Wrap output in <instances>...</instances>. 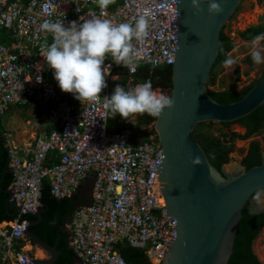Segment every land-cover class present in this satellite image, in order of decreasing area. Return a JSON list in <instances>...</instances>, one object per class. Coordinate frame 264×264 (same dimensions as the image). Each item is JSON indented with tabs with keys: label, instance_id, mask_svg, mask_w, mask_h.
<instances>
[{
	"label": "built area",
	"instance_id": "obj_1",
	"mask_svg": "<svg viewBox=\"0 0 264 264\" xmlns=\"http://www.w3.org/2000/svg\"><path fill=\"white\" fill-rule=\"evenodd\" d=\"M175 0H122L107 8L114 24H135L144 17L147 36L133 41L139 59L130 67L111 64L106 88L99 103L80 104L72 94L62 93L40 49L52 43L51 34L41 31L45 20L82 23L94 16L105 18L96 0H31L26 4L0 0V120L12 109L39 107L48 111L47 129L34 142L18 147L13 134L4 129L12 184L9 205L20 208L18 219L0 231L3 248L14 249L29 224L23 216L41 208L44 182L59 201L75 198L90 176H95L91 207L72 213L67 225L69 246L76 264H127L118 250L121 244L143 251L152 264H161L176 237L175 221L166 218L161 196L162 147L156 135L141 140L130 129L110 131V112L103 99L110 96V82L117 68L133 76L141 65L170 67L176 54ZM125 120L119 119L122 125ZM53 158L57 162L50 166ZM18 264H32L29 255L18 253Z\"/></svg>",
	"mask_w": 264,
	"mask_h": 264
},
{
	"label": "water",
	"instance_id": "obj_2",
	"mask_svg": "<svg viewBox=\"0 0 264 264\" xmlns=\"http://www.w3.org/2000/svg\"><path fill=\"white\" fill-rule=\"evenodd\" d=\"M243 1L216 0L223 13L213 17L207 13V3L200 6L199 14H194L189 0H175L176 54L171 66L170 95L174 103L157 118L154 127L163 155L157 171L163 212L167 219L175 221L176 229V237L161 264H229L242 212L246 209L251 216L264 214V162L248 170L231 161L220 171L207 157L194 133L200 125L224 128L229 124L244 134L245 128L236 123L264 109V76L238 103L222 105L210 95L209 81L220 56L222 32ZM227 130L234 132L232 128ZM246 146L249 147V143ZM196 157L199 163L194 164ZM8 172L11 173V169ZM94 183L92 175L80 188L77 200L71 199L73 211L92 206L90 197ZM5 192L10 195L9 191ZM20 210L16 208L11 216H16ZM34 216L37 220L29 222L25 237L48 252L51 258L33 259L32 264H56L57 246H51L33 230L41 223V211ZM70 218L69 214L60 229L69 235L68 243ZM263 236L264 227L252 242V253L260 264H264L259 250Z\"/></svg>",
	"mask_w": 264,
	"mask_h": 264
},
{
	"label": "clouds",
	"instance_id": "obj_3",
	"mask_svg": "<svg viewBox=\"0 0 264 264\" xmlns=\"http://www.w3.org/2000/svg\"><path fill=\"white\" fill-rule=\"evenodd\" d=\"M96 2L105 18L94 16L82 23L70 22L67 27L63 20H45L40 25L41 31L51 34L53 38L50 45L45 43L40 49L43 60L52 70L60 91L72 94L80 104L101 101L100 94L107 86L106 77L111 68V64L104 66L105 60L110 56L118 66H132L139 59L133 41L142 40L148 34V22L144 17L136 19L134 25L114 24L106 18V10L115 0ZM205 3L209 16L215 17L223 13L221 4L216 0H189L194 14H199L200 6ZM262 42L264 34L255 36L250 42L251 59L256 65L264 64ZM234 63L230 57L223 61L226 67ZM173 103L172 97L154 90L151 81L139 83L128 90L117 85L111 95L103 99V106L112 118L119 116L127 121L145 114L159 118L165 110L173 107ZM193 163H199V157Z\"/></svg>",
	"mask_w": 264,
	"mask_h": 264
},
{
	"label": "trees",
	"instance_id": "obj_4",
	"mask_svg": "<svg viewBox=\"0 0 264 264\" xmlns=\"http://www.w3.org/2000/svg\"><path fill=\"white\" fill-rule=\"evenodd\" d=\"M226 28L227 27H225L221 35L222 47L220 56L218 57L213 69L214 76L209 81V87L213 86L214 81L217 78L219 68L224 66L223 61L226 58H229V53L236 46L234 40L231 39L226 33ZM260 34H264V24L251 26L245 31L239 32V36L245 42H250L255 36ZM114 75L119 76V80L110 82L111 93L117 85H120L121 87L125 88V90H128V83L130 82L131 76L128 74L127 69L117 68ZM133 78L134 80L131 88H134L139 83L151 81L154 90H168L171 93L170 67L153 68L151 66L141 65ZM258 82H253L249 87H246L241 91H238V88L234 86L229 89L220 88V90H223L221 93L211 91L210 95L214 100L222 105L235 104L242 101ZM137 117L138 127L131 125L125 127L130 128L136 137L139 136L141 140L144 141L149 140L151 136L156 135L154 128H152L150 131L143 130L142 128L153 126L156 123L157 118L150 117L146 114L138 115ZM2 124L3 123L0 120V222L5 219L14 221L16 218V216H10L13 208L9 211L6 210L9 202V195L6 194L5 191L9 190L12 184L13 176L12 174L7 173L9 159L8 152L5 147L3 137L4 127ZM110 124L112 123H109V130L112 131ZM236 124L247 128L248 133L246 135H240L236 132L229 134L227 131H225V129H220L214 124H204L197 126L194 132L197 135L196 139L202 146L205 154L207 157H209L212 164L220 171L222 170L223 166L228 164L230 161V153L233 151V142L235 139L239 138L246 140L253 133L260 132L264 129V109L256 111L250 117L241 120ZM229 126V124L225 125V128H229ZM115 129L121 130L118 128ZM214 130L220 131L223 134L217 136L215 135ZM257 151H259V147L257 144H255L252 148V155H257ZM56 162V158H53L49 165L52 166ZM246 165L247 169L249 170L251 165ZM74 200H77V197H75ZM41 202L43 205V208L40 209L42 214V222L40 225H38V234L49 244L55 243L59 237L62 236L58 246L59 252L61 254L57 264H71L75 260L74 251L69 249L68 244L63 240L66 238L65 234L60 235L58 230L59 227H61V222L63 219H65L69 214L73 213L72 200L59 201L53 198L51 196L50 184L48 181H45ZM242 216L243 217L237 230L234 253L229 261V264H260L252 253V242L264 227V214L251 216L245 209L242 212ZM55 218H57V220H55ZM22 219L34 220L36 218L34 215H28L24 216ZM118 250L127 264H152L148 256L143 251L134 249L128 244L119 245Z\"/></svg>",
	"mask_w": 264,
	"mask_h": 264
},
{
	"label": "rangeland",
	"instance_id": "obj_5",
	"mask_svg": "<svg viewBox=\"0 0 264 264\" xmlns=\"http://www.w3.org/2000/svg\"><path fill=\"white\" fill-rule=\"evenodd\" d=\"M264 24V0H244L239 6L238 12H236L231 18L227 26V34L233 36L235 48L229 53V57L235 61L231 66H221L218 71L217 78L214 81L210 90H218L220 88L229 89L236 86L238 91L249 87L253 82H258L263 78L264 75V64L256 65L251 59V41L245 42L239 36V32L245 31L251 26H257ZM264 44V42H262ZM117 78H115L116 80ZM157 92H163L165 95H171L168 90H157ZM130 122L137 123V116ZM36 119L34 117V111L30 108L25 109H14L3 121L2 126L13 134L14 142L18 147L28 143L33 139L35 134H31L29 131L35 127ZM32 126V127H31ZM137 126V125H136ZM155 127V124L151 127H143V130L150 131ZM234 132L240 133V130L235 129L231 126ZM215 135L220 136V131L214 130ZM30 134V135H29ZM264 135V130L261 132ZM250 140H237L234 151L232 152L233 162H238L242 157L239 153L243 149L246 150V144ZM264 147V139L262 141ZM259 250L261 255L264 257V236L259 243ZM41 256L40 253L36 254Z\"/></svg>",
	"mask_w": 264,
	"mask_h": 264
},
{
	"label": "crops",
	"instance_id": "obj_6",
	"mask_svg": "<svg viewBox=\"0 0 264 264\" xmlns=\"http://www.w3.org/2000/svg\"><path fill=\"white\" fill-rule=\"evenodd\" d=\"M12 1H17V2H21V3H23V4H26V3H28L29 1H31V0H12ZM122 3V0H115V2L113 3V4H111V5H109V7H108V9H114V8H116L118 5H120ZM116 80H119V76H116ZM115 79L114 80H112V81H116ZM110 94H111V87H110ZM30 108V110H33L34 111V117H35V119H36V125H35V127H33V129H32V131L30 130L29 132L31 133V134H35V136H34V138L32 139H30V140H32V141H30V142H28V143H25V144H23V145H21V146H24V145H27V144H30V143H32V142H34V139L40 134V133H42V132H44V131H46L47 133H49L50 132V130L51 129H47V124H46V114L48 113V111H46V110H43V109H41V108H39V107H29ZM18 110H20V109H22V108H17ZM11 111H14V109H12ZM10 111V112H11ZM45 111V112H44ZM9 112V113H10ZM8 113V114H9ZM119 119H121L120 117H117L116 116V119L114 120V122H112V121H110L109 123H112V124H110V126H111V128H112V131H123L124 129H130V128H126L125 126H129V125H131V123H130V121H127V120H125V123L124 124H122V125H119L118 124V120ZM137 119H138V117H137ZM124 120V119H123ZM2 122V121H1ZM132 124L133 125H131V126H136L137 124L135 123V122H132ZM32 127V126H31ZM115 128H118V129H121V130H116ZM5 129V128H4ZM8 130V129H7ZM131 130V129H130ZM10 131V130H9ZM4 134V133H3ZM30 135V134H29ZM137 137H139V136H137ZM140 138V137H139ZM141 139V138H140ZM6 147V146H5ZM8 170H9V163H8V169H7V173H9L8 172ZM11 174V173H10ZM3 177H4V175H3ZM1 188H2V186H1ZM6 191H8V190H6ZM7 194V193H6ZM8 206H10L11 207V209L13 208V211L16 209L15 207H12L11 205H9V202H8V205H7V207H6V210H8ZM10 209V210H11ZM9 211V210H8ZM12 211V212H13ZM42 215V214H41ZM71 215V217H72V214H70ZM10 216H11V214H10ZM18 216H20V215H16V218H15V220L16 219H18V218H20V217H18ZM28 216V215H27ZM11 217H14V216H11ZM24 217V216H23ZM22 217V218H23ZM21 218V220H23ZM36 219H34V220H28L29 222H31V221H36L37 220V217H35ZM67 218V217H66ZM65 218V219H66ZM65 219H63V221L61 222V227H59V230H58V232H59V234L60 235H62V234H65V239H63L65 242H66V239L69 237V235H67L66 233H63V231H61L60 229H62V226L64 225V221H65ZM14 220V221H15ZM55 220H57V218H55ZM70 221H71V218H70V220H69V222L67 223V225H69V223H70ZM13 221H9V220H3L2 222H0V231L2 230V229H4V228H6V227H8V228H10V224L12 223ZM41 222H42V220H41ZM40 225V224H39ZM33 230L35 231V233L41 238V239H43L39 234H38V225H36L35 227H33ZM62 237V236H61ZM61 237H59V239L55 242V243H50V245L51 246H57V251L59 252V248H58V246H59V241H60V238ZM44 240V239H43ZM45 241V240H44ZM45 242H47V241H45ZM48 243V242H47ZM67 244H68V242H66ZM49 244V243H48ZM68 247H70L69 246V244H68ZM70 249V248H69ZM72 250V249H71ZM18 253H23V254H27V255H29L30 257H31V259L33 260V259H38V260H42V261H45V260H48V259H50L51 258V256H50V254L48 253V252H46L44 249H42L40 246H38V245H35V243L34 242H32V241H30V240H28L26 237H24L22 240H18V241H16L15 242V246H14V249L13 250H11V251H6L4 248H3V245H2V239L0 238V264H18V260H17V254ZM37 253H40L41 254V256H37L36 254ZM60 252H59V256H58V259H57V261H56V264L58 263V261H59V258H60ZM71 264H73V262L71 263Z\"/></svg>",
	"mask_w": 264,
	"mask_h": 264
},
{
	"label": "flooded vegetation",
	"instance_id": "obj_7",
	"mask_svg": "<svg viewBox=\"0 0 264 264\" xmlns=\"http://www.w3.org/2000/svg\"><path fill=\"white\" fill-rule=\"evenodd\" d=\"M264 76V75H263ZM138 120V119H137ZM131 125L132 122H130ZM137 126L135 127H138V122L136 123ZM232 125L229 126V128H221L219 127L220 129H225V131L228 132L227 129H230ZM243 128H245L244 126H242ZM246 132L244 134H240V135H246L248 133V130L247 128H245ZM264 130V129H263ZM261 130L260 132H257V133H253L248 139L250 140L249 142V147L245 149H243L242 151H240L239 153L242 155V157L238 160V163H240L242 166H245L247 168V165L246 164H249L251 165L250 168H253V167H256V166H260L262 165V163L264 162V147H263V144H262V141L264 139V135L261 134V132L263 131ZM224 131V130H222ZM221 133V132H220ZM229 134H231L230 132H228ZM223 133H221L222 135ZM195 136H197L195 134ZM237 140H242V139H235L234 142H233V149L234 147L236 146V141ZM247 140V139H246ZM257 144L258 147H259V151H257V155H252V148L253 146ZM234 151V150H233ZM232 151V152H233ZM232 152L230 153V155L232 154ZM232 160V158H230V161L228 163H230ZM258 260V259H257Z\"/></svg>",
	"mask_w": 264,
	"mask_h": 264
}]
</instances>
